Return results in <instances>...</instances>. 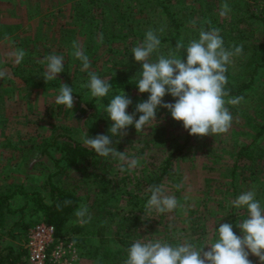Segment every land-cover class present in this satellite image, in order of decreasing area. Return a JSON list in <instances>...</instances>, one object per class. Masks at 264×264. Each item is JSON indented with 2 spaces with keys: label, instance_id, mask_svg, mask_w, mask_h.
Wrapping results in <instances>:
<instances>
[{
  "label": "rangeland",
  "instance_id": "374dc122",
  "mask_svg": "<svg viewBox=\"0 0 264 264\" xmlns=\"http://www.w3.org/2000/svg\"><path fill=\"white\" fill-rule=\"evenodd\" d=\"M225 3L230 10L222 17L220 12ZM161 4L167 5L173 22L169 17L165 19ZM105 11H108L107 15ZM174 23L179 24L176 30ZM213 28L219 29L228 50L247 44V49L242 48L239 55L232 57L227 70L233 82L249 80V75H244L243 71L254 67L249 63L250 57L254 52L256 58L264 56L263 48L253 45L264 42V0H0V70L6 73L0 78V189L20 186L26 192L38 190L48 201L47 180L56 171L54 158H58L60 153L53 146L46 147L47 153L42 152L41 141L69 135L84 144L82 137L86 129L80 109L92 99L91 92L84 91L82 86L88 84L89 74L95 73L104 79L115 71L140 70V64L133 59L132 49L144 40L148 30H153L161 41L158 52L150 57L155 61L158 55L167 56L172 52L169 42L164 41L172 35L177 34L178 41L187 46L189 41L199 38L201 30ZM74 44L90 61L87 71L82 70V61L74 56ZM18 49L24 50L26 55L16 64L10 54ZM49 55L64 58V71L57 78L60 84L73 89L75 103L72 110L55 102L61 86L48 89L28 86L13 73L14 68L21 65L25 66L26 72L38 64L46 68L45 58ZM124 93L130 98L138 96L134 91ZM247 93L249 100L238 114L232 115L231 127L226 133L197 136L191 147L182 145L185 129L171 115H162L159 122H153L157 123L155 127L144 131L136 132L132 126L126 136L119 138L120 145L115 148L129 159L137 158L138 166L129 171L125 164V171L121 172V161L109 155L111 164L107 177H113L105 193L104 188L98 189L93 185L92 180L98 179L89 171H86L89 175L84 173V166L69 171L71 188L75 192L77 190L80 197L85 198L88 194L90 204L102 203L98 194L103 195L102 200L109 199L114 203L115 185L124 180L123 190L127 194L120 196L116 210H121V213L117 219L128 215L129 193L135 196L134 201L141 202L145 198L144 210L137 214L139 218L132 220L131 225L124 222L126 225L120 232L131 244L160 240L176 246L185 240H196L199 249L216 241V230L225 222L232 224L233 231L239 235L236 225L247 218V211L233 207L231 201L242 192L253 190L256 199L264 206V177L255 184L251 179L241 180L233 171L231 159L238 148L250 142L256 124L264 118V64L257 68ZM93 103L102 108L101 99H95ZM99 121L100 130H108L112 123L107 114ZM181 146L182 153L176 160L177 172L171 173L170 183L161 184L169 195L175 196L178 207L163 214L149 210L146 205L150 197H147L146 186L135 184L141 177L155 173L167 152ZM92 171L101 174L98 169ZM237 172H241L240 167ZM87 179L91 182H88L90 190ZM63 181L69 180L64 177ZM177 185L182 187L177 188ZM91 192H97V195ZM25 200L20 195L12 200L11 207L20 206ZM16 218L17 214L10 216L9 223ZM29 219L31 217L26 220ZM87 220L85 227L94 229L93 223ZM75 221L74 218L71 223ZM110 226L114 235L116 221H112ZM66 228L65 234H68L69 225ZM14 229L15 233L25 232L22 228ZM166 232L173 235V242L163 239ZM86 240L90 244L97 243L96 238L90 235ZM111 244L115 246V242ZM204 250L207 251V246ZM249 259L252 264H260L258 258L251 254Z\"/></svg>",
  "mask_w": 264,
  "mask_h": 264
},
{
  "label": "clouds",
  "instance_id": "9594fccd",
  "mask_svg": "<svg viewBox=\"0 0 264 264\" xmlns=\"http://www.w3.org/2000/svg\"><path fill=\"white\" fill-rule=\"evenodd\" d=\"M229 10L225 3L220 15L226 16ZM160 45L156 33L148 30L144 40L132 49L133 59L141 66L136 87L139 93H148V98L136 103L135 110L129 114L127 109L132 99L122 89V93L115 95L104 109L112 122L108 134L91 137L86 131L82 137L83 143L95 154L118 158L121 172L125 171V164L129 171L137 167L138 159H129L124 152L117 151L113 137L119 143V138L128 134L129 126H134L136 132L155 127L157 123L153 122L158 121L156 113L159 107L169 111L174 120L182 122L190 135L203 137L226 133L233 120L226 105H237L243 99H225L229 96L225 88L228 83L225 75L227 65L232 62L233 56L241 53L242 47L226 49L219 29L201 30L199 38L189 41L186 48L183 42H178L176 53L170 52L167 56L161 54L152 61L150 57L158 52ZM182 48L186 52L183 58L177 55ZM74 49V56L82 61V70L87 71L90 66L88 57L78 45L74 44ZM10 55L19 64L26 53L18 49ZM45 60L47 70L44 80L57 79L58 74L64 71L63 56L49 55ZM5 75V71L0 70V78ZM82 86L89 88L91 96L97 101L110 91L109 83L95 73H90L88 84ZM166 94L175 98L174 103L164 101ZM55 102L72 110L75 103L72 87L62 83ZM137 113H140L138 118ZM179 187L182 185H177ZM149 191L151 195L146 205L149 210L163 214L178 207L175 196L169 195L163 185L152 186ZM231 204L247 211V218L236 225L239 235L233 231L232 224L225 222L216 230V241L199 249L187 242L173 246L160 240L135 241L127 249L124 264H252L250 254L257 257L260 264H264V206L256 199L253 190L242 192ZM87 213V206L81 205L76 215L84 217ZM205 246L207 251L204 250Z\"/></svg>",
  "mask_w": 264,
  "mask_h": 264
},
{
  "label": "trees",
  "instance_id": "16d2710c",
  "mask_svg": "<svg viewBox=\"0 0 264 264\" xmlns=\"http://www.w3.org/2000/svg\"><path fill=\"white\" fill-rule=\"evenodd\" d=\"M161 5L162 11L165 15V19L169 17L168 19L173 22L174 18L169 8H167V5ZM105 14L107 15L108 11H105ZM178 25L179 24L174 23L175 30L177 29ZM175 35H172V37L170 38L166 37L167 39L165 38L166 40H164L169 42V49L173 53H176V45L179 42ZM242 44L243 45L241 47L243 49H247V44ZM253 45H260L264 51V42L261 44L254 43ZM186 47L187 46H185V48ZM177 54L182 58L185 57V49H180ZM255 55L256 52L252 54L249 60V63H253L254 67L249 70L243 71L244 75H249V80L237 79L234 80L235 82H233L229 71L227 70V72L225 73L228 80L225 88L229 92V96L225 97V99L235 97L243 98L237 105H226L231 115L238 114L239 109L243 107V104L246 103L247 100H249L247 90L250 87L252 80L255 78L257 68L264 64V56L258 57L260 58L258 59ZM259 60L260 62H258ZM31 69L32 70H29V72H26L25 66L21 65L17 68H14L13 73L15 76H18L21 80H23L28 86L46 89L58 88L61 86L58 78L51 81H48L46 79L44 80L46 68H43L41 64H38L36 67ZM139 79V70L135 72L127 70L115 71L104 78V80L109 83L110 91L112 93L109 92L107 96L101 98V101L103 103V107L101 108L102 110L98 107L97 104L93 103L96 99L95 97H92L91 101L85 102L86 107L80 109L82 116L81 119H83L84 127L89 136L95 137L101 132V134H108V130H100V124L98 123L100 122L99 120H101L103 116L107 114L104 109L107 107L111 99L115 94L122 93V89L124 92L134 91L138 94L136 98H131L132 104L127 109L129 114H131L135 110L136 103L148 98V93L138 92L136 84ZM87 90L90 91L89 88L85 87L84 91ZM163 99L165 102L174 103L175 101V98L167 94ZM88 109H92L93 112H89ZM139 115L140 113H137L136 118H138ZM156 115L157 119H161L162 115L170 117V112L162 107H159L157 109ZM101 123H103V120ZM177 124L182 125V122L177 121ZM130 128H132V126L128 127V129ZM98 130L101 132H98ZM184 136L185 139L182 143L184 147H191V143H195V141L197 140V136L190 135L186 129ZM115 141L116 138L113 137L114 145H116L115 147H118L120 143H116ZM41 145H43V148L41 150L42 152L47 151L46 147L53 146L54 150H57L60 153V156H58V158H54L56 171L54 173H51L53 175H49L47 180L49 200L46 201L41 195V192L38 190L26 192L20 186H15L10 190L0 189V238L5 236L14 238L17 235L14 233V231L16 230L14 228H22L26 231V229L30 225L38 221H44L46 223L52 224L55 228L56 236L61 237L66 232V230L64 231L66 227L65 225L68 224L70 228L68 234L74 236V240L80 249L81 255H86L87 258L91 259L95 264H124V261L127 259V249L130 247L131 243L128 242L126 240V237L120 234V232L123 225H126L124 224V222L127 221L129 222L127 223V225H131L132 220H137L139 218V215H137L138 211L142 212L144 210L146 199L143 198L141 202L138 200L134 201L135 196L129 193L130 197H128L127 199L130 202V208L126 211L128 215L127 217H124L125 215H121L117 219L116 216L121 213V210H116L117 204L121 199L120 196L126 193L123 190V183H125L124 180L118 182L115 185L116 193L113 200L114 203L109 202V199L102 200L103 195L101 196V194H98L101 198V200L99 201H102V203L98 202L97 204H90L88 203V194H86L85 198L80 197L77 190L75 192L71 188L72 184L70 180L72 179L70 178L72 177H70L69 175V173H71L69 171H73L77 167L79 168L84 166V173L86 171H89L92 173V176H95L98 179L92 180L93 185L98 189L104 188L103 190L105 193L108 189V184L111 183L113 177H107V175H110V170L108 169V166L111 164V161H108L110 157H102L95 154L94 150H92L89 146L76 141L69 135L64 136V138L62 139L56 137L52 139H43L41 141ZM181 153L182 146L176 148L173 151L167 152V154L164 155L162 165L155 170V173H151L147 176L141 177V179L135 185H145L148 194L147 197H150V187L160 186L162 182H166L167 184L171 182V173L177 172L176 160ZM93 158H97L96 161H99L100 164L98 163L97 165V162L93 160ZM231 159L233 160V171L234 173H237L241 180L251 179V181H253V183L255 184L259 181V179H262L264 177V118L256 124V130L250 142L238 148ZM241 161L243 163L240 166ZM89 166H91V168ZM239 167L241 168V172L238 173L237 171ZM112 168L115 169L114 167ZM96 169L101 171V174L92 171ZM86 174L88 173L86 172ZM97 175L101 176L99 177ZM64 177L69 181H63ZM88 182L90 181H88L87 179L86 183L88 184L87 186H89L88 190H90L91 185H89ZM262 188L264 189V186H262ZM91 194L97 195V192L96 194L95 192H91ZM15 195H22L26 200L24 201L23 205L21 204L16 209H13L11 207V202L14 199ZM69 201L70 203H67ZM103 202L106 203V206ZM81 205L87 206L88 213L84 217H78L76 215V212L79 210ZM105 207H109L110 209L113 208L114 210H106ZM15 214H17V218L9 223L10 216ZM28 217H31V219L26 220ZM74 218L76 219V221L71 223ZM87 219H89L91 223H93L94 229L85 227V224L88 221ZM112 221H116V226H114L116 231L114 235L111 234L110 230ZM96 225L98 227L95 228ZM154 231H157L156 227L154 228ZM168 233L169 232L165 233L163 239L169 242H173V235H168ZM87 235L95 237L97 243L85 245ZM175 240L177 241V239ZM111 242H115V246H112ZM184 242L190 243L196 249H198V242L196 240H185L183 241V243ZM0 264H28L25 249L22 246L15 247L10 243L0 244Z\"/></svg>",
  "mask_w": 264,
  "mask_h": 264
},
{
  "label": "built area",
  "instance_id": "2783aa9c",
  "mask_svg": "<svg viewBox=\"0 0 264 264\" xmlns=\"http://www.w3.org/2000/svg\"><path fill=\"white\" fill-rule=\"evenodd\" d=\"M23 239L28 264H78L81 257L73 235L57 237L54 226L44 221L30 225Z\"/></svg>",
  "mask_w": 264,
  "mask_h": 264
},
{
  "label": "crops",
  "instance_id": "0c3cea01",
  "mask_svg": "<svg viewBox=\"0 0 264 264\" xmlns=\"http://www.w3.org/2000/svg\"><path fill=\"white\" fill-rule=\"evenodd\" d=\"M18 196H20V195H18ZM18 196L15 195L14 198H17ZM17 207L18 206L12 207V208L13 209H16ZM67 225L68 224H66L65 226L67 227ZM66 227H65L64 231L67 229ZM14 233H15V231H14ZM15 234H17V235L14 238H11V237H8V236H5V237L0 238V244H2V243H10L11 245H13L15 247H17V246H22L23 247V241H24L23 238L24 237L20 238V236L22 234L25 235V232H23L22 234L21 233H15ZM89 244H90V242H88L87 240H85V245H89ZM88 262H91V264H95V263H93L92 260L90 261V259H88L86 255H82L81 258L78 261V264H86V263L88 264Z\"/></svg>",
  "mask_w": 264,
  "mask_h": 264
}]
</instances>
